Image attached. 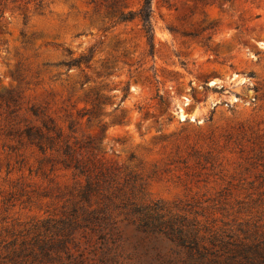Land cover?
<instances>
[{"label": "rangeland", "instance_id": "1", "mask_svg": "<svg viewBox=\"0 0 264 264\" xmlns=\"http://www.w3.org/2000/svg\"><path fill=\"white\" fill-rule=\"evenodd\" d=\"M145 208L264 240V0H0V257L89 209L120 264H165Z\"/></svg>", "mask_w": 264, "mask_h": 264}, {"label": "trees", "instance_id": "2", "mask_svg": "<svg viewBox=\"0 0 264 264\" xmlns=\"http://www.w3.org/2000/svg\"><path fill=\"white\" fill-rule=\"evenodd\" d=\"M82 192L81 198L85 203H89L92 187L89 185ZM159 210L150 208L136 210V214L140 215L137 229L145 235L149 233L164 235L166 240L174 245L175 257L164 258L165 264H264V240L256 234L242 232L244 237L241 238L236 234L223 232L207 238L202 231L208 230L201 229L197 220L181 217L166 220L161 214L162 210ZM82 217V225L79 221L70 222L68 233L66 235L62 233L65 237L62 240L42 242L43 245L39 242L38 255L24 250L11 259L0 257V264H50L53 261H57L58 264H120L124 249L119 242L106 244L109 234L100 228L99 212L87 209ZM81 226L82 229L90 232L91 241L98 237L103 242L102 245L97 243L95 248L93 246L89 254L81 252L78 257H74L69 245L75 243L72 240L73 231L77 227L81 229ZM57 248L63 250L69 263H65L61 255L54 257L51 254L53 249ZM30 257H33L32 263H29Z\"/></svg>", "mask_w": 264, "mask_h": 264}]
</instances>
